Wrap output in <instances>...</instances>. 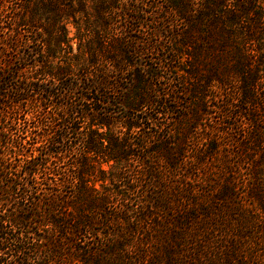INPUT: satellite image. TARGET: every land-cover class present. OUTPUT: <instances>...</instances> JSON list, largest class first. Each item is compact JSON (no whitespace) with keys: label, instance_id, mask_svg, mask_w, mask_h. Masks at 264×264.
Returning a JSON list of instances; mask_svg holds the SVG:
<instances>
[{"label":"trees","instance_id":"1","mask_svg":"<svg viewBox=\"0 0 264 264\" xmlns=\"http://www.w3.org/2000/svg\"><path fill=\"white\" fill-rule=\"evenodd\" d=\"M0 264H264V0H0Z\"/></svg>","mask_w":264,"mask_h":264},{"label":"rangeland","instance_id":"2","mask_svg":"<svg viewBox=\"0 0 264 264\" xmlns=\"http://www.w3.org/2000/svg\"><path fill=\"white\" fill-rule=\"evenodd\" d=\"M67 31H68V37L70 39V43L73 49H75V29L71 23L67 24Z\"/></svg>","mask_w":264,"mask_h":264}]
</instances>
